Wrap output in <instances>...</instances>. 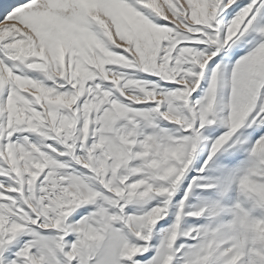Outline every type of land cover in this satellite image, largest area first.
Here are the masks:
<instances>
[{"label": "snow or ice", "instance_id": "obj_1", "mask_svg": "<svg viewBox=\"0 0 264 264\" xmlns=\"http://www.w3.org/2000/svg\"><path fill=\"white\" fill-rule=\"evenodd\" d=\"M0 264H264V0H0Z\"/></svg>", "mask_w": 264, "mask_h": 264}, {"label": "rangeland", "instance_id": "obj_2", "mask_svg": "<svg viewBox=\"0 0 264 264\" xmlns=\"http://www.w3.org/2000/svg\"><path fill=\"white\" fill-rule=\"evenodd\" d=\"M240 55H243V53L241 52ZM225 129L221 128V132H223ZM241 158H243V151L241 150L239 153H237ZM160 240L159 236H156L153 240V244L158 243V241ZM188 243H191V241H188Z\"/></svg>", "mask_w": 264, "mask_h": 264}]
</instances>
